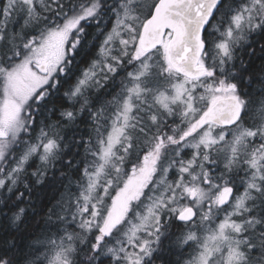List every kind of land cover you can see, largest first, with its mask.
<instances>
[{"label": "rangeland", "instance_id": "374dc122", "mask_svg": "<svg viewBox=\"0 0 264 264\" xmlns=\"http://www.w3.org/2000/svg\"><path fill=\"white\" fill-rule=\"evenodd\" d=\"M55 1L4 0L0 38L2 30L13 20V30L18 31L17 42L24 39L14 45L10 57L7 51H1L0 55V154L9 149L23 129L19 116L28 101L44 93L46 86L64 72V61L75 46L81 23L103 7V12L113 14L112 25L105 31L96 57L81 69L69 87L67 97L73 102L82 98L85 91L97 90L120 68L124 76L119 90L108 98L107 109L100 112L84 170L85 180L79 185L77 196H72L73 212L77 215L68 216L79 218L77 239L82 242L94 237V248L101 245V250L112 256L111 264H143L152 257L149 255L157 242L161 243L164 238L169 220L176 219L177 204L183 197L188 202L190 190L195 188L193 204L197 212L193 220L182 225L175 241L186 251L181 264H242L245 257L242 250L237 249L232 234L244 230L243 212L252 208L248 207L249 197L261 191L264 151L249 153L243 170L246 173L229 205L216 210V204L222 191L228 188L223 172L242 167L240 159L245 151V140H264V102L256 125L248 126L239 118L234 125L220 130H215L214 124L198 127V118L213 100L237 95L231 84L213 82V92L203 104L196 93L202 79L170 80L168 76L160 80L156 77L161 71L156 52L143 51L138 46L141 27L156 0H87L73 6L69 12H60L61 17L52 21L50 12L57 6L53 4ZM260 5L261 0H243L230 11L226 24L215 26L216 40L212 48L220 54L222 63L240 43ZM107 20L103 17L99 25L104 26ZM160 48L166 59L165 43ZM41 60L49 62L45 74L33 67V63ZM166 68L173 70L168 62ZM156 79L161 87H157ZM239 100L244 109L243 101ZM66 115L73 117V111H67ZM165 115L177 120L181 116L185 120L179 137L175 138L177 132L174 134L167 126L166 133H170L163 138L160 126ZM23 140L26 143L13 170L23 167L33 156L42 164L52 161L59 146L58 136L52 129H40L32 138ZM141 140L142 145H147L143 151ZM162 140L168 142L163 144ZM164 150L167 152L162 156L160 153ZM134 156L135 164L126 165ZM154 157L161 159L151 168L150 175L133 184L132 178L139 179V173L146 174L147 164ZM126 166L129 167L126 169ZM121 174L123 180L115 179ZM7 179L2 178L0 186ZM126 182L132 197L125 211L116 217L112 204ZM112 216L115 220L110 228L108 221ZM107 228L111 229L108 234ZM73 245L72 236L66 233L64 240L53 247L45 264H68ZM0 264L6 262L0 261Z\"/></svg>", "mask_w": 264, "mask_h": 264}, {"label": "trees", "instance_id": "16d2710c", "mask_svg": "<svg viewBox=\"0 0 264 264\" xmlns=\"http://www.w3.org/2000/svg\"><path fill=\"white\" fill-rule=\"evenodd\" d=\"M84 1L87 0L53 2L57 6L52 7L51 20L57 21L61 17L60 12H69L73 6ZM242 1L222 0L206 27L203 33L206 46L201 63L208 69V73L197 78L202 79L203 83L196 89V93L205 104L213 92V82L231 84L234 93L244 103L240 118L248 126H253L261 115V105L264 102V0H261L253 23L244 32L240 43L234 46L230 57H225L222 63L220 54L212 48V43L216 40V27L226 24L230 11ZM63 7L65 8L62 10ZM102 9L88 21L81 23L75 46L64 61V72L46 86L44 93L28 101L19 116L23 129L9 149H4L0 154V180L8 178L0 186V261L6 264H45V259L47 260L53 247L64 240L66 233L72 236L74 242L73 250L68 256V264H109L110 257L112 258L109 253L101 250V245L94 248V237L85 238L80 242L77 239L80 236L79 218L72 219L68 216L77 215L73 212L72 196H77L78 187L85 180L83 175L89 162L94 128L99 123L97 119L100 112L107 109L108 98L119 90L124 76L120 68L109 75V79L100 84L97 90L85 91L82 98L79 97L73 102L67 97L69 87L74 84L81 69L96 57L104 33L112 25L113 14L105 13ZM3 13L4 0H0V21ZM103 17L108 20L104 26H100L99 22ZM11 22L5 24L0 38V55L1 51H7L9 57L14 45L24 39L22 37L23 39L17 42L18 31L13 30L14 25ZM152 51L156 52L155 58L160 64L158 68L161 71L156 76L158 79L164 80V77L168 76L170 80L185 78L173 70L167 71L166 59L160 47ZM6 60L11 61L10 58ZM156 83L157 87L162 86L160 81L157 80ZM1 91L0 88V97ZM71 110L73 117L68 118L66 112ZM164 117L160 126L163 138L170 133H166L167 126L175 131L174 134L177 132L175 138L179 137L181 131H184L179 129L183 127L185 120L181 116L179 120L168 115ZM40 129H52L58 136L59 146L52 161L42 164L33 156L23 167L13 170L17 156L26 143L23 139L32 138ZM220 129L221 127H215V130ZM245 141V151L240 159L242 167L223 172L226 177L223 179L226 181L224 183L232 185L235 191L246 173L243 170L250 158L249 153L252 150L264 151L263 139L247 138ZM141 145L142 140L140 147ZM146 146L142 145L141 151ZM136 160L134 156L126 165L131 166ZM127 167L129 166L125 168ZM11 174L15 176L11 177ZM122 176L121 174L115 179L123 180ZM259 187L261 191L253 190L252 192L256 193L249 197L251 199L248 207H252L251 210L243 212L242 217L246 218L244 230L232 234L236 238L237 249H241L245 257L242 264H264V177L260 179ZM182 225L183 223L172 217L164 238L160 240V247L143 264H181L186 257V251L181 248V243L177 244L175 241Z\"/></svg>", "mask_w": 264, "mask_h": 264}, {"label": "water", "instance_id": "95a60500", "mask_svg": "<svg viewBox=\"0 0 264 264\" xmlns=\"http://www.w3.org/2000/svg\"><path fill=\"white\" fill-rule=\"evenodd\" d=\"M222 0H157L145 19L138 38V46L148 51L163 43L166 32L169 37L165 46V57L171 68L187 78L206 74L204 65L199 64L206 42L203 33ZM40 73L47 72V61L33 63ZM242 104L237 96L217 97L197 120L200 127L212 122L218 126H231L241 116ZM233 193L228 187L222 192L219 205L226 204ZM195 217L192 207L176 215L179 221ZM115 216L109 220L113 223Z\"/></svg>", "mask_w": 264, "mask_h": 264}, {"label": "flooded vegetation", "instance_id": "af4514ba", "mask_svg": "<svg viewBox=\"0 0 264 264\" xmlns=\"http://www.w3.org/2000/svg\"><path fill=\"white\" fill-rule=\"evenodd\" d=\"M42 61V60H41ZM45 61H47V60H45ZM49 64V62L47 61V65ZM209 124H214V123H209ZM215 125V124H214ZM215 126H217V125H215ZM168 135H169V133H168ZM168 142V141H167ZM167 142H162L163 144H166ZM151 145H153L152 143H151ZM164 152H167V150H164L163 152H161L160 154L162 155V156H164ZM154 159H156L155 160V163H153V160ZM154 159L152 160V161H149V163L147 164L148 166H149V169H148V172L146 173V174H142V173H139L138 175L139 176H141L139 179H136V178H132V183L133 184H137V182H138V180L139 181H141L142 179V177L144 178V177H146V176H149L150 174L149 173H151V168L152 167H155L156 165H157V163H158V161L161 159V158H159V157H154ZM203 160V159H202ZM145 168V167H144ZM198 179V178H197ZM125 185V188L123 189L124 190V193H123V190H121L122 191V193H119L114 199V202H113V206L116 208V211H115V215H116V217H117V214H119V212L120 213H123L124 211H125V209H126V206L128 205V203H129V198L130 197H132L131 195H132V192H131V190H130V188H128V186L129 185H127V182H126V184H124ZM228 187H232L233 188V193H232V195H231V197H230V199H229V201L226 203V204H224V205H219V200L217 201V204H216V210H221V209H223V208H226L228 205H229V203H230V201L232 200V197L234 196V193H235V188L232 186V185H227ZM224 191V190H223ZM222 191V192H223ZM221 195H222V193H221ZM220 195V196H221ZM119 198V199H118ZM221 198V197H220ZM194 199H195V188H191V190H190V194H189V196H188V202H186L185 201V198L183 197L182 198V200L180 201V203L179 204H177V206H176V211L179 213V212H181V211H183L184 209H186L187 207H189V206H191L193 209H194V211L195 212H197V209L195 208V206H194V204H193V201H194ZM118 200V201H117ZM211 209H213L212 207H211ZM122 216V215H121ZM120 216V217H121ZM175 218H176V216H175ZM177 220V219H176ZM193 220V219H192ZM178 222H180V223H183V224H186V223H188L189 221H191V220H188V221H179V220H177ZM108 223H109V221H108ZM111 225V226H110ZM114 224L113 223H111V224H109V226H110V228L113 226ZM106 227V226H105ZM110 230L111 229H106L105 230V232H107V234L108 233H110ZM161 242V241H160ZM160 244L161 243H159V242H157V244H156V246L154 247V251L149 255V257L150 256H152L153 255V253L158 249V247H160ZM152 248V247H151ZM148 258V257H147ZM146 259V258H145ZM111 261V263H113V258H111L110 259ZM109 262V264H111ZM143 263V262H142Z\"/></svg>", "mask_w": 264, "mask_h": 264}]
</instances>
